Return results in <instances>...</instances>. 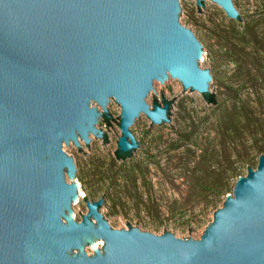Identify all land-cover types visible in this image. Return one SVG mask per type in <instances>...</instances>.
I'll return each mask as SVG.
<instances>
[{"label":"water","instance_id":"water-1","mask_svg":"<svg viewBox=\"0 0 264 264\" xmlns=\"http://www.w3.org/2000/svg\"><path fill=\"white\" fill-rule=\"evenodd\" d=\"M196 1L202 13L204 0ZM212 2L238 19L233 0ZM179 13V0H0V264H264V155L201 240L128 222L129 230L112 228L99 211L105 191L96 201L82 195L88 212L72 220L80 193L66 181L77 168L63 143L81 152L79 138L88 148L91 133L108 143L96 128L102 117L104 128L111 120L121 130L116 151L133 152L139 143L130 128L142 113L151 124L171 121L176 97L167 102L160 92V106L152 95L153 109L146 101L169 76L206 101L212 75L200 68L201 44ZM111 98L119 124L107 110Z\"/></svg>","mask_w":264,"mask_h":264},{"label":"rangeland","instance_id":"rangeland-1","mask_svg":"<svg viewBox=\"0 0 264 264\" xmlns=\"http://www.w3.org/2000/svg\"><path fill=\"white\" fill-rule=\"evenodd\" d=\"M257 1L233 0L241 14L240 22L227 17L225 11L212 0H204V8L199 6L202 13L197 12L196 0H179L182 13H179V22L190 29L201 44L202 59L198 60V64L212 75L210 93L213 92L216 104H206L197 91H183L181 81L169 76L163 84L155 81L154 91L150 92L146 101L153 109L152 95L156 94L160 106H163L161 94L167 102L176 97L170 103L172 109L169 110L172 114L169 115V124L173 129L167 122L151 124V120L142 113L130 128L139 148L127 161H119L113 154L117 149L116 141L119 142L118 137L122 136L120 128L108 120L112 126L107 127L108 132L102 117L97 119L99 123L96 128L106 132L108 143L104 141L105 146L102 145L103 139L96 138L93 133L90 134L88 148L85 141L79 138L81 152L72 141L68 146L63 143V151L73 159L77 168L74 180H70L65 172L66 181L78 184L80 193V198L72 203V220L82 222L81 215L85 216L88 212L82 195L86 200L96 201L105 191L102 197L105 202L99 211L112 228L129 230L125 225L128 222L132 228L137 227L143 232L163 235L164 231H169L177 238L201 240L203 232L213 222L215 212L223 207V202L213 209L207 208L203 199L191 198L188 179L181 169L183 163L188 160L189 167L193 168L198 156L206 149L227 150L231 160L241 166L238 180L247 176L248 166L256 169L260 157L264 155V21H256L257 17L252 13L257 10ZM114 101L111 98L107 110L119 124L121 107ZM91 106L96 107L101 115L104 114L102 107L95 102ZM186 138H190V141H186ZM192 142H196V145ZM188 148L195 150L196 155H189ZM213 167L226 170L228 165L223 159ZM131 171L138 174V190L143 199L159 204L157 214L142 212L137 215L133 207L136 196L125 193L122 195L131 209L118 208L116 213L112 211L107 190L111 192L114 187L110 185L109 178L115 175L122 183L126 172ZM233 180L236 181V178ZM109 185L110 189L107 188ZM232 193L233 190L225 196V200ZM188 228L193 231L189 232ZM96 243L101 250L104 241L98 240ZM83 250L89 256L94 255L89 246L84 245ZM77 253L76 249L71 251V254Z\"/></svg>","mask_w":264,"mask_h":264},{"label":"trees","instance_id":"trees-1","mask_svg":"<svg viewBox=\"0 0 264 264\" xmlns=\"http://www.w3.org/2000/svg\"><path fill=\"white\" fill-rule=\"evenodd\" d=\"M206 101L210 104H216V99L214 94L208 93L203 95ZM170 104V103H168ZM155 105H160L158 102ZM190 134H188V137ZM186 141H190V138H186ZM196 145V142H192ZM264 149V145L262 146ZM179 147H174L178 149ZM187 151L189 155L195 156L196 151L188 148ZM133 152L122 153L119 150L116 151V156L119 161H127L132 157ZM191 156H188L190 158ZM226 162L228 168L221 169L213 167V164H220L222 160ZM181 169L184 171L185 178L188 179L189 185V195L193 199H203L207 203V208L217 209L220 203H224L225 196L234 190L235 184L237 182V177L241 176L239 170L241 166H237L236 162L231 160L230 155L227 150L222 152L215 149H206L202 154L198 156V161L195 167L190 168L189 162L186 160ZM124 181L122 183L118 182V177L115 175L110 177V185L114 189L109 194V199L112 202L111 209L115 213L118 208L121 209H131L127 202H125V196L135 195L136 201L133 207L140 215L142 212L148 213V215L157 214L160 207L159 204L153 200H144L143 195L138 190V174L134 171L126 172V176L123 177ZM236 178V181L233 179ZM110 185L107 187L110 189Z\"/></svg>","mask_w":264,"mask_h":264},{"label":"flooded vegetation","instance_id":"flooded-vegetation-1","mask_svg":"<svg viewBox=\"0 0 264 264\" xmlns=\"http://www.w3.org/2000/svg\"><path fill=\"white\" fill-rule=\"evenodd\" d=\"M258 2V4H257V6H256V11H253L252 13H253V15L254 16H256L257 18V20L256 21H260V23L262 22V21H264V0H258L257 1ZM234 3V2H233ZM235 5V4H234ZM236 7V6H235ZM236 9H237V7H236ZM238 10V9H237ZM239 12V11H238ZM254 16H251V17H254ZM241 18V14H240V12H239V17H238V19H240ZM238 19H236V20H238Z\"/></svg>","mask_w":264,"mask_h":264},{"label":"bare ground","instance_id":"bare-ground-1","mask_svg":"<svg viewBox=\"0 0 264 264\" xmlns=\"http://www.w3.org/2000/svg\"><path fill=\"white\" fill-rule=\"evenodd\" d=\"M202 56V55H201ZM80 197L79 196H77V200L79 199ZM100 244H103V242H101Z\"/></svg>","mask_w":264,"mask_h":264}]
</instances>
